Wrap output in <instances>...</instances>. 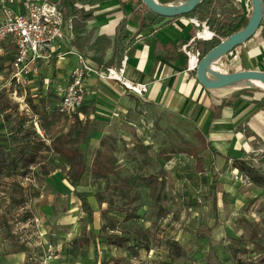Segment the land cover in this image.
Segmentation results:
<instances>
[{"label": "crops", "instance_id": "crops-1", "mask_svg": "<svg viewBox=\"0 0 264 264\" xmlns=\"http://www.w3.org/2000/svg\"><path fill=\"white\" fill-rule=\"evenodd\" d=\"M43 1L46 0H0V23L6 9L26 15L32 3ZM60 1L65 16V38L57 43L50 60L39 63V74L29 76L27 85L11 83L14 45L5 43L0 54V264H28L27 248L14 235L18 222L25 224L31 220L24 218L28 209L37 215L40 212L48 215L51 209H59L55 203L60 204L61 197H66L63 193L69 189L74 197L75 191L85 195L87 192L80 191L81 182L90 177L94 179L100 209H119L105 198L106 193L124 199L135 194L132 201L140 196V191H145L155 195V208L165 212L177 209V203L185 205V209H203L202 215L211 217L207 223L209 246L214 241L226 244L227 235L237 227L244 232L242 227L249 226L247 239L250 240L254 229L259 227L252 226V222L260 220L259 209H264V188L250 179L246 184L232 180L231 173L239 172L236 163L240 161H250L264 173V90L255 87L231 92L208 90L199 82L197 69L193 70L184 48L194 40L190 46L197 51L198 41L211 40L200 37L204 31L214 34L205 22L188 16L161 19L139 0H110L96 6L69 1L67 7L64 0ZM157 1L170 5L181 0ZM234 1L242 7V21L248 19L253 10L251 0ZM77 10L87 16L91 41L102 36L111 40V48L101 63L95 55L81 51L76 45L73 19ZM121 37L127 40L118 64L114 57L116 42ZM81 54L99 71L120 69L125 63L126 79L146 85L147 93L133 94L117 81L103 80L95 72L90 73L84 106L72 120L61 116L59 90L69 84L70 73ZM219 65L224 73L264 71V22L251 40L224 56ZM55 127L59 129L58 135L51 134ZM72 141L84 153L86 165L77 186L70 176L71 162L62 153ZM34 149L38 153L36 163L23 168ZM135 152L141 157L133 162L129 155ZM257 152L260 155L255 161ZM128 159L136 170L120 179V170L128 165ZM104 165L116 168L105 172ZM142 175H153L158 183L132 185L131 181ZM110 176L119 183L109 181ZM104 180H108V185L100 182ZM31 193L33 201L28 198ZM130 207L135 208L131 205L121 208ZM39 217L43 223L44 218ZM95 222L94 214V222L89 223L93 228L86 230L88 235L86 231L82 235L79 224L59 227L56 231L65 234L64 241L74 240L71 243L74 247H79V242L86 244L94 250L93 264H100L98 238L93 234L102 227H94ZM104 234L108 239L107 233ZM148 238L150 246L149 235ZM64 241H57L61 244L60 252ZM169 241L184 247L177 236L167 238L166 243ZM114 260L111 258L108 264ZM140 260H144L142 255ZM255 260L249 262L259 261ZM162 261H171L169 246L167 258L154 264Z\"/></svg>", "mask_w": 264, "mask_h": 264}, {"label": "rangeland", "instance_id": "rangeland-1", "mask_svg": "<svg viewBox=\"0 0 264 264\" xmlns=\"http://www.w3.org/2000/svg\"><path fill=\"white\" fill-rule=\"evenodd\" d=\"M221 70L222 69H220L219 65V71L223 72ZM8 101L13 107L20 109L18 104L14 103L12 100ZM69 127L70 123L68 122L67 128ZM58 133V127L53 128L51 134L58 135ZM129 156L131 159H133V162L140 159L141 157L137 152L131 153ZM130 164L133 165V163H130L129 161L127 166L123 168L121 167L122 169L120 170L119 176L120 179L130 176L131 173L136 170V166L132 167ZM236 172H234V170L232 171V180H235L233 175H237ZM109 181L115 184L119 183L118 181H115L113 176H110ZM235 181H238L241 184L249 183V181L245 183H242L241 180ZM100 182H102L104 185H108V180ZM111 182H109V185ZM93 184L94 179L90 177L88 181L81 182L82 188H80V191L87 192L84 194L89 197V200L94 207L96 219L94 227H102V230L100 229L99 232L97 231L94 234L90 231V234H93L98 238V259L100 264H105V262L108 263L111 258L116 260L122 258L126 260V262L120 264H154L157 261L167 258V238L172 239L176 236L184 242L183 249L185 252L180 261H175L173 264H206L207 261H210L214 264H231L232 262L234 264H237V262L251 264L249 260H260L262 256H264V209H259V212L261 211L260 213H262V215L259 216V221L255 222L253 218H251L252 221H254L252 222V226L258 225L259 227L254 229L255 232L253 231L254 234L250 240L247 239L250 237V227H242L244 228V232L238 230L240 228L237 227L236 229L231 230V233L227 235L226 244L223 242L219 243L214 241L211 242V246H209L210 244H208L207 240L209 239L210 231L208 230L207 223L209 220L211 221V217L202 215L201 211H203V209H185V205L177 203V209H167L165 212V209L163 210L155 208V195L152 193L140 191V196L136 197L135 200L132 201L131 197H133L135 194L129 197V199H124L120 198L119 195H109L106 193L105 198L110 200L112 206L115 208H121L128 205L133 207L138 206L141 208L139 211L141 218L139 220L125 221L124 217L116 212L108 213L106 209H100L101 205L99 199L97 196H95V192L97 190H95L96 188L94 187L95 185L93 186ZM70 193L71 189L63 193V196L66 197H61L63 201H61L60 204L57 201L58 198L56 199L57 202L55 203V206H57L59 209H51V213L46 216L42 212L39 214L44 218L43 223L46 229V240L54 243L55 247L57 246L55 260L52 262V264H93L95 257L94 250L91 251V249H88L86 244L81 245V242H79V247H74L71 245L74 240L64 241L66 239L65 234L57 233L56 231V229H59V227H64L67 225L75 226V224H79V229L82 230V235H84L86 230L89 231L88 229L90 227L91 229L93 228V226L89 224L86 215L82 212L79 199L76 198L77 196L74 197ZM31 196H34L33 193L28 196V198L33 201L34 197L32 198ZM77 203L79 204L78 206ZM26 213L24 218H30L31 220L39 219L43 226V223L36 212L28 209ZM24 218L22 217V219ZM19 219L21 220V218ZM11 220L14 221L13 218H11ZM87 231L86 234L89 233ZM138 232L148 233L151 240L149 249L150 253L146 254V250H142L139 252V257L137 258L130 255V253L125 249L119 248L113 244V242L107 239L104 234L107 233L109 237L112 235L135 236ZM54 234L56 236H54ZM59 240L64 241V248L61 250V252L63 251V254H60V250L58 251V245H61L60 242L59 244L57 242ZM130 241L131 243H134L132 239H130ZM66 244H68L70 247L66 248ZM249 244H252L253 246ZM140 255H142L144 260H140ZM60 257H62V259ZM216 257H218L220 261H218Z\"/></svg>", "mask_w": 264, "mask_h": 264}, {"label": "built area", "instance_id": "built-area-1", "mask_svg": "<svg viewBox=\"0 0 264 264\" xmlns=\"http://www.w3.org/2000/svg\"><path fill=\"white\" fill-rule=\"evenodd\" d=\"M192 21L199 24L197 20ZM214 35L212 34L211 39ZM64 38L65 16L60 0L32 3L26 15H17L10 9H6L0 23V54L5 43L14 45L15 58L12 64L11 83L27 85L29 76L39 74V63L50 60L55 53L57 43ZM192 43L184 50L190 63L192 56L196 58V65L193 68L196 70L201 55L199 51L191 49ZM94 72L103 80L121 83L133 94L142 96L147 93L146 85L135 84L126 79L125 63L120 69L110 68L99 71L81 54L78 55L77 66L70 73L69 84L59 90L61 102L58 112L61 116L69 120L77 116L86 99V79L90 73ZM259 155V152L255 153L253 160L256 161ZM236 173L237 175L235 173L233 175L235 180H241L242 183L249 181L245 174L238 171ZM45 232L38 219L30 220L25 224L17 223L14 235L19 237L27 248L28 264H52L55 260L56 247L46 240Z\"/></svg>", "mask_w": 264, "mask_h": 264}, {"label": "trees", "instance_id": "trees-1", "mask_svg": "<svg viewBox=\"0 0 264 264\" xmlns=\"http://www.w3.org/2000/svg\"><path fill=\"white\" fill-rule=\"evenodd\" d=\"M69 1H72L75 5L80 4L83 6H96L110 0H64L63 4L65 7H67V3ZM241 12L242 7L237 5L234 0H205L190 14L185 15L197 19L203 23L205 22L210 31L215 34V36L209 41H198L197 51L200 52V60L204 58L212 49L218 46L222 42V40L233 36L234 34L243 30L247 26L251 16L248 19H244L242 21L243 17ZM158 17L161 19H167L166 17L162 16ZM86 21L87 16L83 12L79 10L75 11L73 19V30L76 36V45L81 51L87 52L91 55H95L96 60L101 63L102 61H104L108 54V51L111 48V40L105 36H102L94 41H91V38L87 34ZM126 40V37H121L119 41L116 42L117 50L115 53L117 54L115 55L114 59L118 60V64L121 63ZM88 54L86 55L88 56ZM114 59L111 61V63L114 62ZM70 142L69 146L66 147V152L62 150V153L71 162L70 176L73 181V185L77 186L80 183L82 175L84 174L86 169L85 158L84 153L80 151L78 147L75 146L76 141H72V145H70ZM56 150L59 152L58 146L56 147ZM37 154V150H32L31 154L24 161L22 167H25L27 169L31 164L36 163ZM1 163L2 160L0 161V164ZM104 167L106 169L105 172H113V170L116 168L113 165H104ZM236 168L241 173L245 174L251 180L252 183L261 188H264V173L260 168L254 166L250 161L237 162ZM97 169L98 168L95 165V170ZM131 182L134 186H136L137 184L139 185V183L142 186H152L158 183L157 179L153 175H142L134 178ZM74 195L77 196L81 201V207L83 209V212L87 215L88 222L92 224L94 222L95 211L89 198L77 191L74 192ZM139 211L140 209L138 207L108 209V213L117 212L123 215L125 221L139 220L141 218L139 215ZM108 239L119 248L125 249L127 252L130 253V255L135 258L139 257V252L141 250L150 249L149 238L145 232H138L135 236L112 235ZM130 239H132L134 243H131ZM167 244L169 246V259L171 260L170 263L162 261L156 264H172L174 261H177L184 256L183 248L178 242L169 241ZM122 262L123 261L121 259H117L114 260L112 264H120ZM105 264L108 263L105 262ZM207 264L214 263L209 261ZM255 264H264V256H262V258Z\"/></svg>", "mask_w": 264, "mask_h": 264}, {"label": "water", "instance_id": "water-1", "mask_svg": "<svg viewBox=\"0 0 264 264\" xmlns=\"http://www.w3.org/2000/svg\"><path fill=\"white\" fill-rule=\"evenodd\" d=\"M142 3L153 13L166 17L175 18L190 14L205 0H181L170 5H163L157 0H141ZM253 10L247 26L233 36L222 40L212 49L198 64L196 73L199 82L208 90H226L239 82L261 81L264 83V71H239L234 73H223L219 71V63L227 54L234 51L251 40L261 29L264 20L263 0H251ZM217 69H212L215 65ZM213 75L216 78H212ZM243 87L258 88L253 84H246Z\"/></svg>", "mask_w": 264, "mask_h": 264}, {"label": "bare ground", "instance_id": "bare-ground-1", "mask_svg": "<svg viewBox=\"0 0 264 264\" xmlns=\"http://www.w3.org/2000/svg\"><path fill=\"white\" fill-rule=\"evenodd\" d=\"M211 36H212V34L209 31H206L205 33L202 32L201 35H200V37L204 38V39H211ZM190 65L192 66V68H194L195 65H196V58L194 56L191 57ZM212 69H217L216 68V63H215V65L212 66ZM209 76L212 77V78H216L213 75H209ZM246 84H253V85H256L258 88L264 90V83L261 82V81H244V82H239V83L235 84L234 86L227 88L224 91H233V90H236V89H240V87H242V86H244Z\"/></svg>", "mask_w": 264, "mask_h": 264}]
</instances>
